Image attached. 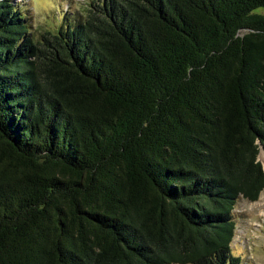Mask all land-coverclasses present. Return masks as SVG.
Masks as SVG:
<instances>
[{
	"label": "trees",
	"instance_id": "1",
	"mask_svg": "<svg viewBox=\"0 0 264 264\" xmlns=\"http://www.w3.org/2000/svg\"><path fill=\"white\" fill-rule=\"evenodd\" d=\"M90 6L38 38L0 1V264H242L264 0Z\"/></svg>",
	"mask_w": 264,
	"mask_h": 264
},
{
	"label": "rangeland",
	"instance_id": "2",
	"mask_svg": "<svg viewBox=\"0 0 264 264\" xmlns=\"http://www.w3.org/2000/svg\"><path fill=\"white\" fill-rule=\"evenodd\" d=\"M2 1V0H0ZM22 7L31 32L40 38L46 31L65 19H85L94 2L100 0H9ZM262 12V11H260ZM260 160L264 165L261 150ZM236 235L232 244V255L239 257L242 264H264V192L259 200L250 203L240 199L233 212Z\"/></svg>",
	"mask_w": 264,
	"mask_h": 264
},
{
	"label": "water",
	"instance_id": "3",
	"mask_svg": "<svg viewBox=\"0 0 264 264\" xmlns=\"http://www.w3.org/2000/svg\"><path fill=\"white\" fill-rule=\"evenodd\" d=\"M262 151H263V154H264V147H261Z\"/></svg>",
	"mask_w": 264,
	"mask_h": 264
}]
</instances>
